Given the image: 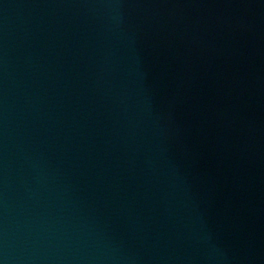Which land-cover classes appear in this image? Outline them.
Wrapping results in <instances>:
<instances>
[{
	"label": "water",
	"instance_id": "obj_1",
	"mask_svg": "<svg viewBox=\"0 0 264 264\" xmlns=\"http://www.w3.org/2000/svg\"><path fill=\"white\" fill-rule=\"evenodd\" d=\"M0 264H264V0H0Z\"/></svg>",
	"mask_w": 264,
	"mask_h": 264
}]
</instances>
